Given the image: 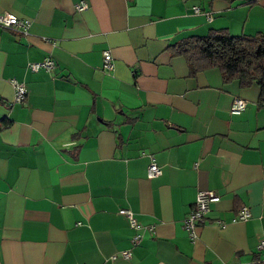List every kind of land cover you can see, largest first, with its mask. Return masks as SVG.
Returning <instances> with one entry per match:
<instances>
[{"label":"crops","instance_id":"crops-1","mask_svg":"<svg viewBox=\"0 0 264 264\" xmlns=\"http://www.w3.org/2000/svg\"><path fill=\"white\" fill-rule=\"evenodd\" d=\"M5 12L30 22L0 25V264H264L258 86L176 52L211 30L264 32V0H0ZM47 56L53 69H30ZM206 190L219 199L193 241L184 220Z\"/></svg>","mask_w":264,"mask_h":264},{"label":"trees","instance_id":"trees-1","mask_svg":"<svg viewBox=\"0 0 264 264\" xmlns=\"http://www.w3.org/2000/svg\"><path fill=\"white\" fill-rule=\"evenodd\" d=\"M176 52L185 56L191 71L215 66L224 82L236 80L240 86L256 84L258 103L264 105V32L232 35L211 30L180 42Z\"/></svg>","mask_w":264,"mask_h":264},{"label":"built area","instance_id":"built-area-1","mask_svg":"<svg viewBox=\"0 0 264 264\" xmlns=\"http://www.w3.org/2000/svg\"><path fill=\"white\" fill-rule=\"evenodd\" d=\"M76 8L78 11L83 10L87 8V4L85 1H80L76 4ZM194 12H200V7L194 5L193 6ZM29 20L27 19H20L18 18L14 13L12 12H5L3 14H0V25L16 29L17 31L25 32L27 26L29 25ZM103 67L106 69H111L112 63H111V56L108 51H104L103 54ZM30 69L37 70L38 68H45L46 70H51L55 67V63L52 60L51 57L47 56L44 57L41 61H34L29 64ZM11 83L15 88V94H14V101H20L25 94V86L21 81L16 80L15 78H11ZM246 100L242 97L235 96L232 99L231 106H230V112L232 113H239L245 106ZM161 172L160 167L157 165V163L151 159L149 162L146 174L148 177L157 176ZM219 199V194L211 191H198L195 196V207L191 210V212L188 214V217L184 220L185 223V229L189 235V237L194 241L197 237V232L195 230V225L202 221L205 213L209 209V204L211 202L217 201ZM119 212L124 213L127 217H129L130 220V226L132 228L137 227L138 224L133 219L131 212L129 209L120 208ZM249 216V211L245 205L241 206L238 211L235 213V216L233 219H246ZM264 246V233L262 235V238L259 242V247ZM122 257H128L130 252L129 249H123L120 251ZM115 255H112V258H114Z\"/></svg>","mask_w":264,"mask_h":264}]
</instances>
